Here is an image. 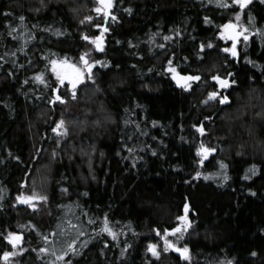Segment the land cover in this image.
Here are the masks:
<instances>
[{"label": "trees", "instance_id": "obj_1", "mask_svg": "<svg viewBox=\"0 0 264 264\" xmlns=\"http://www.w3.org/2000/svg\"><path fill=\"white\" fill-rule=\"evenodd\" d=\"M227 3L114 0L106 17L95 11L96 0H0V264H8L4 251L18 250L5 239L9 232L22 234L19 248L26 249L12 264H52L55 258L39 249H61L73 239L80 255L66 257L72 264H264V37L252 28L264 29V2L243 10ZM229 21L250 29L236 59L220 36ZM104 27L110 30L101 52L83 36H99ZM84 52L110 64L96 65L91 77L85 70L73 100L71 83L59 84L50 61L82 68ZM169 59L182 75L201 80L190 91L178 87ZM213 75L236 84L225 93ZM55 88L64 103H49ZM215 90L230 103L204 104ZM60 119L66 137L52 131ZM200 123L204 135L193 128ZM201 142L217 148L203 166ZM92 145L90 170L81 149L91 153ZM220 161L229 166L227 182L216 176ZM253 165L257 174L243 179ZM33 191L48 200L20 207L17 197ZM185 204L194 228L178 244L189 246V260L164 252L162 240L181 223ZM105 217L116 239L101 231ZM149 243L158 245L159 259L146 251Z\"/></svg>", "mask_w": 264, "mask_h": 264}, {"label": "snow or ice", "instance_id": "obj_2", "mask_svg": "<svg viewBox=\"0 0 264 264\" xmlns=\"http://www.w3.org/2000/svg\"><path fill=\"white\" fill-rule=\"evenodd\" d=\"M44 0H41V4L43 5ZM209 2H211V0H209ZM216 2L222 6V7H228L229 4L227 3V0H216ZM252 2V0H232V3L235 5H239L241 10H243L244 8H246L250 3ZM261 2H264V0H261ZM99 5H101L102 7H97L95 9V11L97 13L100 12H104L106 16H112L111 13V9L114 6V0H98ZM35 11H40L39 8L35 9ZM126 11H128L129 13H131L132 9H126ZM5 15H10V13H5ZM239 14L237 15V20H239ZM93 18L92 16H86L84 19L80 20L81 24H84L85 21H91ZM113 19L115 20L116 18L113 16ZM19 20L21 22H23L25 20L24 16H20ZM96 27H100V25H96ZM223 28V31L220 33V36H222L224 39H228V40H232L233 44L230 48H224L223 51L226 53H231V55L233 57H236L238 55L237 53V43L239 42V39L241 36H243L244 40L247 41L249 39V35L247 33L250 32L249 27L245 26L242 30L239 28V26L235 23H233L232 21H229L228 23L224 24L221 26ZM252 28L254 29L255 33L260 34L262 37H264V29L255 27V24L252 25ZM110 29L108 27H104L103 28V32H101V34L99 36H88L87 34H85L83 36L84 40H90L92 44L95 45V47L103 52L104 51V45H105V41H104V33L108 32ZM13 31H15V29H13ZM154 36L157 34H153ZM172 37L169 36H164L163 39L165 41H168L169 39H171ZM160 48H164L165 45L161 44L159 45ZM206 45L204 42H201L199 44V48L200 51L203 52L205 49ZM213 45L209 42L207 44V48H212ZM89 53L88 52H84L80 57V61L82 62L83 67H77L76 64H69L67 62V60L61 62L58 60H51L50 63L52 65L51 71L55 74L56 79L58 80L60 85H63L65 83V80H70L71 82V87H72V94H71V98L73 100L76 99V89H77V85L79 82H81V80L83 79L84 76V70H87V73L89 74V77L92 76V71L93 68L96 65H100L101 67H107L108 64H110V62H102L101 60H89ZM201 59H203V57H200ZM2 59V58H0ZM187 59V58H185ZM173 61L171 59L168 60V71L170 73H172V80L175 81V83L177 84L178 87L184 89L185 91H190L192 89V82L195 81H200L201 80V76L200 75H182L176 67L172 66ZM117 67H119V65H117ZM149 71H151V69H149ZM234 76L233 73L229 72L227 73V77H232ZM211 79L213 81H216L218 83L219 89L220 90H226L231 88L233 85L236 84V80L235 79H229V78H222L220 75H213L211 77ZM36 80H39L42 84L46 83L44 80V74L40 73L38 76H36ZM25 84L28 83L27 80L24 81ZM93 83H95V81L93 80ZM123 83V82H121ZM144 88L151 90V84L145 82L142 85ZM115 89H113L114 91ZM55 95L54 97L49 101V103L55 105V103L57 101L64 103V98L59 94V88H55L53 89ZM217 98H219V103L220 104H226V103H230V97L227 94H221V91L219 90H215V91H211L208 94V98L204 101V104H208L209 101H213V100H217ZM205 119H209V118H205ZM96 125H100V121L96 120L95 121ZM156 121H153V124L155 125ZM65 125V120L64 119H60L59 122L56 124V126L52 129L53 132L58 133L61 136H67L68 135V129L67 127H64ZM63 128V132H60L59 130ZM193 128H196V130L201 134L204 135L205 133V128L203 126V123H200L199 125L194 124ZM161 143H163V141H161ZM150 147V146H149ZM96 148L95 145L91 146V153L84 151V149H81V154L82 155H86L89 156V163H88V167L91 170L92 168V164H91V154L95 153ZM129 152L133 151L132 148L128 149ZM217 152V148L216 147H209L207 146L205 143L201 142L199 148L197 149V155H199L201 157V159L199 160V164L201 166L204 165L205 161L209 159V157ZM152 154L155 155L156 154V150L152 149ZM57 155V153H53V157L55 158V156ZM17 159H19V157H17ZM133 165H135V161H133ZM219 166L220 169L222 170L221 172H217L216 176H221L223 177V181L227 182L228 180L231 179V177L227 174V169H228V164L224 163L223 161L219 162ZM258 172V169L256 168L255 165H253L251 168L248 169V173H251V175H249L248 173L245 174V176L243 177V179L245 180H250L252 179L253 175H256ZM202 175L201 172H197L196 173V177L199 178ZM205 179H209L212 178V174L209 173L208 175H206L204 177ZM92 179L95 180L96 177L93 175ZM63 192H67L68 188H63L62 189ZM249 191H251L249 189ZM83 195L87 196L88 193L85 192ZM252 195H255V192H252ZM3 197L0 196V200H2ZM35 200H40V201H47L48 200V196L47 195H40L38 192L33 191V193L31 195H19L17 197V201L26 205H31L33 207V209H35L37 207L36 204L33 203V201ZM0 207H3L2 204H0ZM189 206L187 204H185L184 209H183V215L178 216L177 220L180 221L181 223L176 226L173 227L170 230H165V235L162 237L164 239V248L163 251L164 252H168L170 249H174L177 253H180L182 258L185 260H189L190 259V249L189 246L187 244H184L183 247L179 246L178 242L179 240H182L185 236L186 233L189 232L190 229L194 228V221L189 219ZM24 227V226H21ZM101 231L103 232H108L113 239H116V233L112 231V229L110 227H108L107 224V217H105V224L104 227L101 229ZM156 234L160 235V229H156ZM171 234L173 236H176L177 238V243H173L172 240L168 239V234ZM177 234H179L177 236ZM53 235H55V233H53ZM80 235H83V233L81 232ZM5 239H7V241L13 246V248H17V251H4L3 252V260L8 262V264H12V261L10 260V258L12 257H16L21 255L24 251H26V249L23 248H19V245L22 243L23 241V236L22 234H18L16 232H9L7 234V236L5 237ZM43 240L44 241H48L49 237L47 235L43 236ZM76 244V240L73 239L72 241H70L66 247H62L61 249H55L54 247H42L39 249V251L41 253H45V254H49L51 256H53L55 259L52 261V264H56V261H62L63 264H72V260L66 259V257L71 256H78L80 255V251L79 249H77L75 247ZM128 247H131V245H128ZM126 251V249H125ZM147 252H150L153 256L157 257V259H159L160 257V252L157 251V244L155 243H149L146 249ZM57 252L59 254H57ZM121 255H123V252L121 253ZM252 255H256L255 252L252 253ZM226 264H232V261H227Z\"/></svg>", "mask_w": 264, "mask_h": 264}, {"label": "rangeland", "instance_id": "obj_3", "mask_svg": "<svg viewBox=\"0 0 264 264\" xmlns=\"http://www.w3.org/2000/svg\"><path fill=\"white\" fill-rule=\"evenodd\" d=\"M97 2H98V0H96ZM239 6V5H238ZM98 7H102L101 5H99ZM111 11V10H110ZM102 15H104L105 16V13L104 12H100ZM233 23H235V24H237L238 26H239V28L242 30L244 27L242 26V24L240 23V21H235V22H233ZM243 36H241L240 37V39H239V42L237 43V50H238V47H239V45L241 44V42L243 41ZM225 40H227V41H229L230 42V46H229V48L232 46V44H233V41L232 40H228V39H225ZM95 46V45H94ZM97 49V48H96ZM98 50V49H97ZM99 51V50H98ZM86 70V69H85ZM84 70V76H83V79L81 80V82H79L78 83V85L79 84H81L83 81H85L86 80V71ZM77 85V86H78ZM69 89H71L72 90V87H71V85H70V87H69ZM61 130H63V128H61L59 131H61ZM38 203H40L41 201L40 200H38L37 201ZM35 203L36 205H37V207H38V203ZM36 207V208H37ZM172 236L173 235H171L170 233L168 234V239L169 240H172L173 241V243H175V240L172 238ZM163 237V236H162ZM162 240H163V242H164V239L162 238ZM159 250V247H158V245H157V251Z\"/></svg>", "mask_w": 264, "mask_h": 264}, {"label": "water", "instance_id": "obj_4", "mask_svg": "<svg viewBox=\"0 0 264 264\" xmlns=\"http://www.w3.org/2000/svg\"><path fill=\"white\" fill-rule=\"evenodd\" d=\"M106 17H108V16H106ZM106 21H107V19H106ZM232 57H233V56H232ZM237 57H238V55H237L236 57H233V59H236ZM65 83H71V82H70V80H65ZM65 83H64V84H65ZM64 84H63V85H64ZM33 202H34V201H33ZM18 203H19V206H20V207L26 206V204H23V203H20V202H18ZM188 215H189V214H188Z\"/></svg>", "mask_w": 264, "mask_h": 264}]
</instances>
